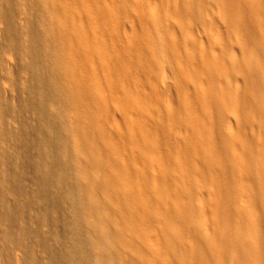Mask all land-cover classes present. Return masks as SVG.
I'll use <instances>...</instances> for the list:
<instances>
[{"label":"bare ground","instance_id":"obj_1","mask_svg":"<svg viewBox=\"0 0 264 264\" xmlns=\"http://www.w3.org/2000/svg\"><path fill=\"white\" fill-rule=\"evenodd\" d=\"M38 3L48 81L66 124L59 142L72 150L68 166L79 202L74 227L89 238L90 264H264V0H183L178 23L190 18L206 26V12L219 8L234 34L222 41L207 31L202 49L190 41L204 64L199 71L187 67L201 77L197 98L180 95L186 73L175 59L178 43L159 12L149 15L156 40L145 45L140 61L165 63L179 94L161 105L155 126L140 128L129 163L134 169L121 167L106 133L102 102L83 61L87 36L69 8L75 0ZM250 27L254 32H246ZM229 45L241 47L239 56L224 54ZM114 69L116 80L121 74ZM221 76L241 81L233 89ZM229 112L234 127L226 123ZM86 217L83 228L79 221Z\"/></svg>","mask_w":264,"mask_h":264},{"label":"rangeland","instance_id":"obj_2","mask_svg":"<svg viewBox=\"0 0 264 264\" xmlns=\"http://www.w3.org/2000/svg\"><path fill=\"white\" fill-rule=\"evenodd\" d=\"M182 2L128 0L126 5L123 0H75L69 4L87 36L83 61L122 168L134 169L129 163L135 159L140 128L155 126L161 105H171L179 94L165 63L140 61L145 45L156 40L149 15L159 12L178 43L175 59L186 73L180 95L199 96L201 77L194 78L187 70L188 65L197 71L204 65L192 53L193 43L199 49L208 46L207 31L222 41L234 38L219 8L206 12V26L190 18L178 23ZM40 13L38 0H0V264H90L89 238L79 237L74 227L79 202L75 174L68 166L72 150L61 144L66 124L48 81L51 69ZM246 32L254 30L250 27ZM240 50L229 45L224 54L237 57ZM122 64L123 68L118 66ZM115 66L121 74L116 80ZM220 78L233 89L241 81L238 76ZM226 123L235 126L233 112ZM81 219L85 228L91 218Z\"/></svg>","mask_w":264,"mask_h":264}]
</instances>
